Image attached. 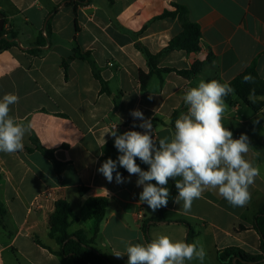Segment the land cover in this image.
Segmentation results:
<instances>
[{
	"label": "crops",
	"instance_id": "crops-1",
	"mask_svg": "<svg viewBox=\"0 0 264 264\" xmlns=\"http://www.w3.org/2000/svg\"><path fill=\"white\" fill-rule=\"evenodd\" d=\"M175 4L186 7L189 20L200 25L202 49L174 50L151 65L147 53L161 54L183 30L178 17H162L175 11ZM0 13L6 31L16 35V45L0 52V98L16 94L19 102L10 106L9 115L31 125L22 151L0 152V202L7 209L0 220V264H75L37 240L60 250L49 236L59 200L68 201L80 220L69 231L93 237L95 219L87 203L94 197L109 200L96 247L113 264H127L123 241L147 243L160 234L199 241L206 251L204 264H221L218 252L229 247L260 253L254 224L264 203V108L255 112L237 97L225 101L224 126L233 139L249 137L246 158L260 169L246 206L233 207L209 189L185 214L182 202H174L178 190L170 179L167 207L153 212L139 201L138 176L129 177L118 166L130 182L109 183L97 169L120 154L106 133L113 126L117 134L144 131L131 111L151 118L160 139L174 131V118L187 112L183 96L200 80L219 76L230 83L252 64L264 80V0H0ZM210 54L213 63L198 74L177 72L190 71ZM143 75L150 76L146 84ZM37 142L53 152L60 173ZM136 163L148 170L138 158ZM160 214L165 221L156 220ZM116 251L125 255L117 258Z\"/></svg>",
	"mask_w": 264,
	"mask_h": 264
},
{
	"label": "clouds",
	"instance_id": "clouds-1",
	"mask_svg": "<svg viewBox=\"0 0 264 264\" xmlns=\"http://www.w3.org/2000/svg\"><path fill=\"white\" fill-rule=\"evenodd\" d=\"M252 80L250 75L244 76L246 83ZM234 91L228 83L200 80L183 96L187 112L176 119L174 131L160 139L154 136L151 118H145L138 109L131 111L130 115L141 121L138 127L144 131L117 134L115 127L106 132L114 137V147L120 154L116 160H105L97 171L109 183L115 179L117 184L130 182L117 170L118 166L124 168L129 177L138 176L136 185L143 186L139 201L146 203L153 212L167 207L170 179L175 180L178 190L174 202H182L185 214L190 212L193 201L209 189L218 190L233 207L246 206L251 199L250 186L260 175V169L252 159L246 158L251 148L249 137L241 134L233 139V133L223 124L227 109L225 97ZM18 102L19 97L12 93L0 98V152L3 153L22 151L23 138L31 127L17 123L9 115L10 106ZM137 158L149 166L148 170L136 163ZM123 243L127 264H190L192 261L204 264L206 257L199 241H174L163 234L147 243L133 244L130 240ZM114 255L120 258L125 254L116 251Z\"/></svg>",
	"mask_w": 264,
	"mask_h": 264
},
{
	"label": "trees",
	"instance_id": "trees-1",
	"mask_svg": "<svg viewBox=\"0 0 264 264\" xmlns=\"http://www.w3.org/2000/svg\"><path fill=\"white\" fill-rule=\"evenodd\" d=\"M174 6L176 8L175 11H166L162 17H178L182 23L183 30L178 36L170 41L169 45L161 54L154 56L147 53L151 65L154 60L174 50L198 53L202 49L200 25L189 20L186 7L178 4H175ZM15 39L16 35L13 32L6 31L5 28L0 31V52L15 46ZM36 52L38 51H32V53ZM76 53H79L78 49L76 50ZM86 57L87 56H84V58ZM213 60V55L210 54L206 61L195 63L190 71L177 72L186 77H190L191 75L198 74L206 65L212 64ZM66 65L67 64L65 63V66ZM166 71L170 72L175 70L165 69L164 72ZM245 75H250L253 77V80L246 83L244 81ZM149 78L150 76L143 75V84H146ZM213 79L224 83L219 76L210 78L208 81ZM228 84L234 88L235 91L233 94L225 97L226 102L231 103L233 97H237L239 100L250 106L255 112L263 110L264 100H260L259 98L264 97V80L258 74L255 64H252L241 75ZM173 125H175V118L173 120ZM37 147L49 160L52 161L54 167L60 173L61 164L55 159L53 152L43 149L38 142ZM82 190L84 191L85 189ZM108 205L109 200L105 197H94L88 201L87 206L95 219L94 236L89 237L84 230H78L75 233L69 231L71 225L80 220L74 216L73 210L68 201H57L56 209L49 220V236L58 243L60 250L54 251L50 247L42 244L39 240H37V243L62 258H73L75 264H113L110 258L96 247V237L100 231L101 224L106 217ZM6 215L7 209L0 202V220ZM156 220L162 222L166 219L160 214ZM254 226L261 238L260 253H252L237 247L225 248L219 251L217 255L221 264H264V203H262L258 209ZM150 241L151 240L149 239V242Z\"/></svg>",
	"mask_w": 264,
	"mask_h": 264
},
{
	"label": "water",
	"instance_id": "water-1",
	"mask_svg": "<svg viewBox=\"0 0 264 264\" xmlns=\"http://www.w3.org/2000/svg\"><path fill=\"white\" fill-rule=\"evenodd\" d=\"M4 17L3 15L0 13V31H2L4 29Z\"/></svg>",
	"mask_w": 264,
	"mask_h": 264
},
{
	"label": "built area",
	"instance_id": "built-area-1",
	"mask_svg": "<svg viewBox=\"0 0 264 264\" xmlns=\"http://www.w3.org/2000/svg\"><path fill=\"white\" fill-rule=\"evenodd\" d=\"M43 35H44V36H47V34H46V33H43ZM115 127H116V126H113V129H114ZM116 129H117V127H116Z\"/></svg>",
	"mask_w": 264,
	"mask_h": 264
}]
</instances>
